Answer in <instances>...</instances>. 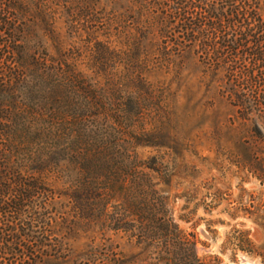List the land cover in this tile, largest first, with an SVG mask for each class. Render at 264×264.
<instances>
[{"label":"trees","instance_id":"1","mask_svg":"<svg viewBox=\"0 0 264 264\" xmlns=\"http://www.w3.org/2000/svg\"><path fill=\"white\" fill-rule=\"evenodd\" d=\"M150 4L151 15L136 21L139 47L128 62L137 69L141 43L156 38L164 55L190 52L215 73L223 72L229 123L242 135L241 145L251 147L247 168L264 185L260 0ZM28 9L23 0H0V264H39L48 252H60L62 231L91 226L136 239L153 264H220L198 256L194 236L180 229L158 189L156 180L167 184L161 165L139 154L159 146L155 137L135 130L148 107L140 90L150 93L142 78L132 81L137 93L119 96L111 69L117 53L98 40L90 66L94 76H85L67 52H47ZM39 16L46 22V15ZM100 76L111 83L94 80ZM48 175L64 188L48 187L42 178ZM255 222L264 228V216ZM243 245L242 252L264 264V245L255 248L249 232ZM108 251L107 264H124Z\"/></svg>","mask_w":264,"mask_h":264},{"label":"rangeland","instance_id":"2","mask_svg":"<svg viewBox=\"0 0 264 264\" xmlns=\"http://www.w3.org/2000/svg\"><path fill=\"white\" fill-rule=\"evenodd\" d=\"M150 1L23 0L50 54L56 55V48L67 52L78 71L93 77L95 41H102L118 56L111 61L114 81L106 79L109 76L94 80L112 81L124 98L136 91L132 81L142 78L150 93L140 90L148 107L135 130L152 135L159 146L140 149L139 154L142 159L154 157L161 165L167 184L156 180L158 189L167 197L180 229L194 236L198 256L220 264H262L261 258L240 250L247 247L245 232L255 248L264 245V228L255 222L264 216V185L247 168L251 147L241 145L242 135L229 123L232 110L221 93L224 73H215L190 52L164 55L156 38L141 43L134 62L137 69L128 62L139 47L141 27L136 21L151 15ZM260 4L264 16V0ZM42 14L44 23L38 18ZM42 178L53 190L64 188L53 175ZM60 237L56 248L60 252H48L39 264H107L108 250L124 264H153L136 239L122 232L101 234L91 226L62 231ZM50 239L54 245L55 239ZM109 257L113 259L112 254Z\"/></svg>","mask_w":264,"mask_h":264}]
</instances>
